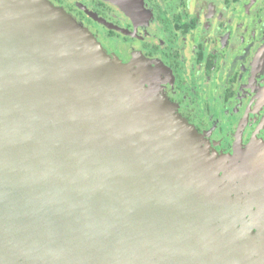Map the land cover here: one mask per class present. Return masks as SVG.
<instances>
[{"label": "water", "instance_id": "water-1", "mask_svg": "<svg viewBox=\"0 0 264 264\" xmlns=\"http://www.w3.org/2000/svg\"><path fill=\"white\" fill-rule=\"evenodd\" d=\"M140 66L49 0H0V264H264L253 167L224 174Z\"/></svg>", "mask_w": 264, "mask_h": 264}, {"label": "flooded vegetation", "instance_id": "flooded-vegetation-1", "mask_svg": "<svg viewBox=\"0 0 264 264\" xmlns=\"http://www.w3.org/2000/svg\"><path fill=\"white\" fill-rule=\"evenodd\" d=\"M50 1L108 54L133 71L140 63L212 155L225 154L224 174L244 163L254 169L256 195L264 191V0H137L134 16L106 0ZM244 206L245 220L264 218V204Z\"/></svg>", "mask_w": 264, "mask_h": 264}, {"label": "rangeland", "instance_id": "rangeland-1", "mask_svg": "<svg viewBox=\"0 0 264 264\" xmlns=\"http://www.w3.org/2000/svg\"><path fill=\"white\" fill-rule=\"evenodd\" d=\"M50 1V0H49ZM51 2V1H50ZM71 15V14H70ZM81 24H83V23H81ZM84 25V24H83ZM85 26V25H84ZM86 27V26H85ZM88 28V27H87ZM89 29V28H88ZM90 30V29H89ZM92 32V31H91ZM93 33V32H92ZM182 116V115H181ZM183 117V116H182ZM191 124V123H190ZM193 125V124H192ZM194 126V125H193ZM195 127V126H194ZM196 128V127H195ZM197 130V129H196ZM198 131V130H197ZM199 132V131H198ZM200 134V136L202 137V139H201V141H200V145L204 148V150H206L207 152H209L211 155H212V153H211V150H212V148L210 147V143H209V140L206 138V137H204L201 133H199ZM215 152H216V150H215ZM217 153H219L218 151H217ZM213 155L215 156V155H217V154H214L213 153ZM219 155H221V157H219V158H221L222 159V161L223 162H226V156H224L223 157V155H225V154H220L219 153ZM241 195V194H240ZM241 197V196H240ZM264 241V240H263Z\"/></svg>", "mask_w": 264, "mask_h": 264}, {"label": "bare ground", "instance_id": "bare-ground-1", "mask_svg": "<svg viewBox=\"0 0 264 264\" xmlns=\"http://www.w3.org/2000/svg\"><path fill=\"white\" fill-rule=\"evenodd\" d=\"M140 60V59H139Z\"/></svg>", "mask_w": 264, "mask_h": 264}]
</instances>
